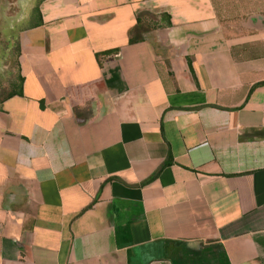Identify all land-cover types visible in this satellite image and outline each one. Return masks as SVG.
Returning <instances> with one entry per match:
<instances>
[{"label": "crops", "instance_id": "obj_1", "mask_svg": "<svg viewBox=\"0 0 264 264\" xmlns=\"http://www.w3.org/2000/svg\"><path fill=\"white\" fill-rule=\"evenodd\" d=\"M16 77L0 264H264V0H0Z\"/></svg>", "mask_w": 264, "mask_h": 264}, {"label": "trees", "instance_id": "obj_2", "mask_svg": "<svg viewBox=\"0 0 264 264\" xmlns=\"http://www.w3.org/2000/svg\"><path fill=\"white\" fill-rule=\"evenodd\" d=\"M139 16L140 15L136 16V22L129 32L128 41H130V42L136 41L141 37L140 30H141L142 26L140 25V17ZM14 93H20L18 77L13 79L10 82V84H8L7 88L0 91V101H2L4 98H6V97H8Z\"/></svg>", "mask_w": 264, "mask_h": 264}]
</instances>
